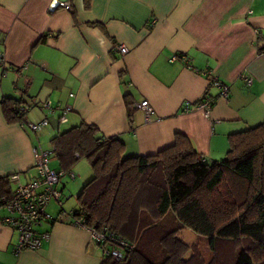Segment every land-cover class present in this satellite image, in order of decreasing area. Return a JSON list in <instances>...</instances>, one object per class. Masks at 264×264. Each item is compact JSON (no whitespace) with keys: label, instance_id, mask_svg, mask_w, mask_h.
Here are the masks:
<instances>
[{"label":"crops","instance_id":"0c3cea01","mask_svg":"<svg viewBox=\"0 0 264 264\" xmlns=\"http://www.w3.org/2000/svg\"><path fill=\"white\" fill-rule=\"evenodd\" d=\"M49 1L0 0V179L17 173L25 183L35 173L33 149H51L55 134L81 123L120 138L129 156L154 155L179 133L213 162L224 158L230 134L264 121V0H58L71 12H49ZM118 44L129 52L119 54ZM211 78L229 86L226 97ZM205 95L215 98L208 115L194 106ZM6 99L32 104L23 118L47 116V126L31 132L20 120L7 122ZM143 99L153 108L148 120L129 107ZM67 105V121L59 123ZM76 163L74 178L58 184L63 204L64 189L77 186V196L92 177ZM76 196L63 211L76 209ZM46 210L53 218L60 213L55 201ZM5 215L0 209V219ZM35 230L47 233L40 248L15 254L17 235L0 221V264H100L89 229L71 218Z\"/></svg>","mask_w":264,"mask_h":264},{"label":"trees","instance_id":"16d2710c","mask_svg":"<svg viewBox=\"0 0 264 264\" xmlns=\"http://www.w3.org/2000/svg\"><path fill=\"white\" fill-rule=\"evenodd\" d=\"M18 109L17 100H3L7 122L23 119ZM50 145L58 169L83 158L92 172L70 218L133 246L119 261L102 254L100 264H264V121L230 134L224 158L213 162L179 133L154 155L129 156L120 138L86 123L58 132ZM5 188L8 178L0 179Z\"/></svg>","mask_w":264,"mask_h":264},{"label":"built area","instance_id":"2783aa9c","mask_svg":"<svg viewBox=\"0 0 264 264\" xmlns=\"http://www.w3.org/2000/svg\"><path fill=\"white\" fill-rule=\"evenodd\" d=\"M58 8L65 9L68 12L72 11L71 4L68 1L50 0L48 2L47 9L49 12H53ZM114 48L121 55L129 52V49L123 44L115 45ZM176 58L177 56L172 55L168 60L174 61ZM3 66V60L0 57V68L5 72ZM242 79L246 85L251 84L252 80L250 76L243 75ZM209 82L220 90V97L227 96L229 89L227 84L216 78H211ZM214 101L215 99L213 100L205 95L194 106L201 109L205 115H208L213 107ZM31 105L19 106V115H25V112ZM129 107L132 110H140L144 114L145 120L149 119L153 111L151 104L146 99L134 102ZM41 108L51 109L48 102H42ZM70 111L71 107L68 105L61 109L59 123H65L67 121L66 115ZM47 124V116L38 122H29L24 118L20 121V126L31 132H38L47 126ZM51 155L52 148L49 150H43L38 147L34 148V175L30 176L25 183H20L19 174H11L7 177L8 188L0 190V209L6 212V215L0 221L2 224L11 227L17 235L16 242L13 246V252L15 254L23 250H37L40 248L42 239L47 238V233L40 234L36 232L35 228L43 222L61 221L70 218V212L66 213L62 210L56 218H53L46 210L50 201H55L61 210L63 201L58 184L65 175H68L71 179L75 176L71 170L64 172L60 169H52L49 166ZM73 222L76 225L84 226L82 221L74 220ZM89 231L94 244L102 254L108 255L116 261L123 258L125 247H133L123 241L115 239L110 233H98L92 229H89Z\"/></svg>","mask_w":264,"mask_h":264},{"label":"rangeland","instance_id":"374dc122","mask_svg":"<svg viewBox=\"0 0 264 264\" xmlns=\"http://www.w3.org/2000/svg\"><path fill=\"white\" fill-rule=\"evenodd\" d=\"M45 145L47 146V142H45ZM76 164H79L80 166H83L84 167V169H86L87 170V173L88 172H90V167H89V164H88V162L86 161V159H81V160H79ZM57 165V162H56V160H54L53 159V157L50 159V161H49V166L50 167H55ZM85 171V170H84ZM76 173V172H75ZM77 174V173H76ZM76 183L79 181V179L76 177ZM74 180V181H75ZM73 181V180H72ZM78 189V187L77 186H74V185H72L71 187H67L66 189H64V194H65V196L67 197V199L65 200V202H64V206H63V208L65 209V210H69V208L70 207H73L74 205H75V196H76V194H77V190ZM57 206H52V205H50L49 206V208H48V210H50V211H52V212H55L56 211V209H58V208H56ZM181 237L188 243V244H190V245H192V244H198L200 247H201V243H200V241H196V237H195V234L192 232V231H190V230H183V231H181ZM243 243H246V242H244V241H242Z\"/></svg>","mask_w":264,"mask_h":264}]
</instances>
